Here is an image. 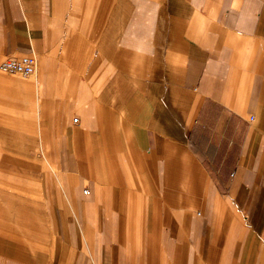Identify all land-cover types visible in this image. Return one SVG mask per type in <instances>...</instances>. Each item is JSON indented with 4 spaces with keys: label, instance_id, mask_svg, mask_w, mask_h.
Segmentation results:
<instances>
[{
    "label": "crops",
    "instance_id": "crops-1",
    "mask_svg": "<svg viewBox=\"0 0 264 264\" xmlns=\"http://www.w3.org/2000/svg\"><path fill=\"white\" fill-rule=\"evenodd\" d=\"M0 264H264V0H0Z\"/></svg>",
    "mask_w": 264,
    "mask_h": 264
},
{
    "label": "built area",
    "instance_id": "built-area-1",
    "mask_svg": "<svg viewBox=\"0 0 264 264\" xmlns=\"http://www.w3.org/2000/svg\"><path fill=\"white\" fill-rule=\"evenodd\" d=\"M34 59L29 56H22L19 59H6L0 65V72L10 76L28 78L34 74Z\"/></svg>",
    "mask_w": 264,
    "mask_h": 264
}]
</instances>
